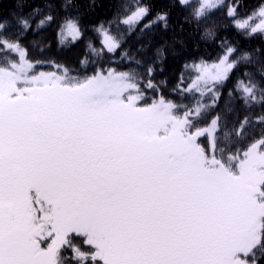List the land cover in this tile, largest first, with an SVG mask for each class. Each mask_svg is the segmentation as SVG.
Here are the masks:
<instances>
[{"label": "snow or ice", "instance_id": "snow-or-ice-1", "mask_svg": "<svg viewBox=\"0 0 264 264\" xmlns=\"http://www.w3.org/2000/svg\"><path fill=\"white\" fill-rule=\"evenodd\" d=\"M167 4L124 0L91 35L80 0L0 14V264H264V43L219 35L264 41V0ZM177 7L217 50L167 88L164 46L145 66L129 41ZM46 28L58 48L83 42L77 67L30 55L24 38Z\"/></svg>", "mask_w": 264, "mask_h": 264}, {"label": "trees", "instance_id": "trees-1", "mask_svg": "<svg viewBox=\"0 0 264 264\" xmlns=\"http://www.w3.org/2000/svg\"><path fill=\"white\" fill-rule=\"evenodd\" d=\"M25 4L24 11L30 12L33 8H44L46 3L54 2V0H22ZM124 2V0H95L94 10L87 11L89 0H80L81 11L84 12V23L89 26V35H91V25L97 24L102 20L111 19L115 13L118 3ZM131 2V0H128ZM153 13L159 9L168 7L167 0H152ZM197 0H191L192 6L197 4ZM259 0H245L246 8L241 9L242 12H251L253 7L258 4ZM17 0H0V14L4 16H10L11 13L17 11ZM191 7L188 9H180L179 7L173 8L169 17V27L164 29L161 25H156L151 33H149L144 40L140 42L132 43L133 51L136 52V58L143 61L146 66L147 63H151L155 60V50L161 45L164 46V59L162 62H157L155 67L157 69L155 73L156 80H167V88H171L176 79L179 76L180 69L182 68L185 59L192 56L199 55H215L216 46L211 41H204L200 39V33L206 25L204 22H196L193 20L191 23H184L183 17L191 12ZM220 13L217 12L211 17V20H219ZM40 16L34 17L33 27H35V20H38ZM150 15L148 19H151ZM147 22V21H145ZM183 23V30H180V26ZM220 36H227L230 40L238 42L240 47L247 48L264 43L259 38L246 39L236 32L235 29L229 28L227 31L220 30ZM151 39V44L144 51H137L140 43H148V39ZM32 40H37L39 43L33 47L30 43ZM98 43V42H97ZM24 44L29 48L30 55L34 59H46L55 58L58 61L67 62V64L73 68L78 66V62L85 55L83 42L71 46L67 49L58 48L57 41L55 40V32L53 28L41 29L36 32L27 33L24 38ZM40 44L47 45V47L41 51ZM128 45H125L127 47ZM123 49H121L122 51ZM116 57L119 58V52ZM123 69L136 68L138 71H143L144 68L135 64L133 61H124L120 65ZM163 68V71L160 69ZM231 86V83L229 84ZM226 92V89H225ZM224 107L223 100L220 102V106L212 112L208 119H211V115H215ZM259 110H253V115L258 114ZM243 115V113H241ZM228 119L231 120L232 116L229 115Z\"/></svg>", "mask_w": 264, "mask_h": 264}, {"label": "rangeland", "instance_id": "rangeland-1", "mask_svg": "<svg viewBox=\"0 0 264 264\" xmlns=\"http://www.w3.org/2000/svg\"><path fill=\"white\" fill-rule=\"evenodd\" d=\"M198 1V0H197ZM257 23L259 22V21H256Z\"/></svg>", "mask_w": 264, "mask_h": 264}]
</instances>
